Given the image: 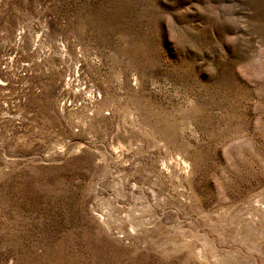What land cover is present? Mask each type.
Segmentation results:
<instances>
[{"label": "rangeland", "instance_id": "374dc122", "mask_svg": "<svg viewBox=\"0 0 264 264\" xmlns=\"http://www.w3.org/2000/svg\"><path fill=\"white\" fill-rule=\"evenodd\" d=\"M0 264H264V0H0Z\"/></svg>", "mask_w": 264, "mask_h": 264}]
</instances>
